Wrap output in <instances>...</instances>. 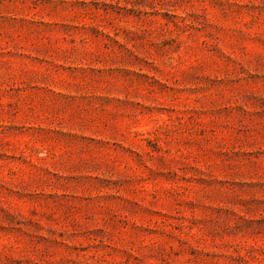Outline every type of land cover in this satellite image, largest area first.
Listing matches in <instances>:
<instances>
[{"label":"rangeland","instance_id":"374dc122","mask_svg":"<svg viewBox=\"0 0 264 264\" xmlns=\"http://www.w3.org/2000/svg\"><path fill=\"white\" fill-rule=\"evenodd\" d=\"M0 264H264V0H0Z\"/></svg>","mask_w":264,"mask_h":264}]
</instances>
